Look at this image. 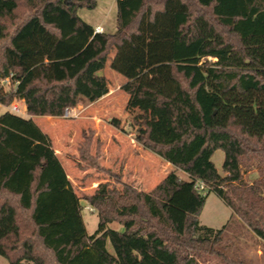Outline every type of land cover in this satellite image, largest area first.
Masks as SVG:
<instances>
[{
  "label": "trees",
  "instance_id": "trees-1",
  "mask_svg": "<svg viewBox=\"0 0 264 264\" xmlns=\"http://www.w3.org/2000/svg\"><path fill=\"white\" fill-rule=\"evenodd\" d=\"M96 5L0 0V80L12 83L0 88V102L21 99L30 116L60 117L90 70L97 101L109 92L99 66L114 52L121 89L160 113L137 132L145 148L161 153L198 134L205 140L149 192L99 184L85 196L99 215L89 234L50 135L32 117L0 114V255L9 264H201L204 254L222 255V230L199 219L210 192L264 240V0H117L112 33L95 32L80 16ZM214 132L242 150L224 149L222 172L212 159L220 148ZM91 144L92 136L81 158L112 172ZM254 165L261 176L243 183V167Z\"/></svg>",
  "mask_w": 264,
  "mask_h": 264
},
{
  "label": "rangeland",
  "instance_id": "rangeland-1",
  "mask_svg": "<svg viewBox=\"0 0 264 264\" xmlns=\"http://www.w3.org/2000/svg\"><path fill=\"white\" fill-rule=\"evenodd\" d=\"M96 2L94 8H80V16L94 27L101 26L105 32H114L117 28V0ZM113 55L114 52H111L100 64L97 72L109 79V92L106 95L97 101L90 98L87 82L92 73L90 70L80 79L78 89L68 96L67 103L74 108V117H35V122L50 135L73 187L81 198L82 216L89 234L98 229L99 215L85 196L94 194L99 184L106 182L109 188L122 191L121 182H124L140 191L149 192L176 168L174 162L182 160L196 150L206 137L205 134H198L187 139L183 146L164 149L161 153L145 148L137 140V132L153 124L160 113L121 89L125 77L111 68ZM1 85L8 91L11 81L3 84L0 82ZM20 105L23 109L25 104ZM5 110L6 106L0 104V114ZM26 114L27 112L21 116L27 117ZM91 136V154L95 156L99 152V163L112 172L81 158L79 147ZM210 137L220 147L212 159L222 172L224 149L235 153L242 150L227 134L214 132ZM177 172L182 178H188L181 169H177ZM260 176L261 172L257 166L243 167V183L251 184ZM199 219L204 225L222 230L216 243V248L222 255L204 254L200 258L201 264H264V240L215 192L207 195ZM110 226L118 230L123 229V225L118 222H113ZM108 248L113 251L109 242ZM0 264H9V261L0 255Z\"/></svg>",
  "mask_w": 264,
  "mask_h": 264
},
{
  "label": "built area",
  "instance_id": "built-area-1",
  "mask_svg": "<svg viewBox=\"0 0 264 264\" xmlns=\"http://www.w3.org/2000/svg\"><path fill=\"white\" fill-rule=\"evenodd\" d=\"M103 31H104V29L101 26H96L95 27V32H103ZM8 81H10V78L9 77L0 80V82H2V83L8 82ZM10 111L12 113H15V114H18V115H23L26 112V110H23L20 107V105L17 104V103L11 104ZM63 117L64 118L74 117V108H72L71 106L65 107L64 108V111H63ZM195 187L197 189L201 190L204 193L207 192V187H206V185L204 184V182L202 180H198L195 183Z\"/></svg>",
  "mask_w": 264,
  "mask_h": 264
},
{
  "label": "crops",
  "instance_id": "crops-1",
  "mask_svg": "<svg viewBox=\"0 0 264 264\" xmlns=\"http://www.w3.org/2000/svg\"><path fill=\"white\" fill-rule=\"evenodd\" d=\"M3 84V83H2ZM10 84V83H9ZM0 88H2L4 91H5V89H4V87L1 85L0 86ZM11 88H12V83H11ZM10 88V89H11ZM9 91V90H8ZM8 91H5V92H8ZM14 103H17V104H21V103H24L25 104V101L24 100H21V99H19L17 102L16 101H13L11 104H14ZM0 104H2V105H4L3 103H1L0 102ZM6 106V110L5 111H3L2 113H4V112H6V111H10V106L11 105H5ZM20 107H21V105H20ZM24 110H26V112H27V109H26V104L24 105V108H23ZM11 112V111H10ZM1 113V114H2ZM27 115V118L28 117H32L33 119H34V121H35V117L36 116H30L28 113L26 114ZM49 118H53V116H48ZM57 152V151H56ZM57 154H58V152H57ZM60 157V156H59ZM62 161V160H61ZM64 165V164H63ZM65 167V166H64ZM187 175V174H186Z\"/></svg>",
  "mask_w": 264,
  "mask_h": 264
}]
</instances>
